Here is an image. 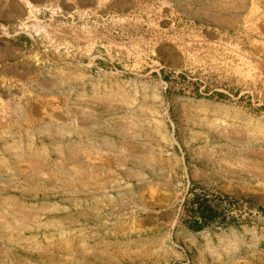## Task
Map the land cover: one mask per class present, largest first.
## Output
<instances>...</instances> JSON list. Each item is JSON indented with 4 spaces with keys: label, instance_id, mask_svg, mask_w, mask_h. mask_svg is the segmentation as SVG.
<instances>
[{
    "label": "rangeland",
    "instance_id": "rangeland-1",
    "mask_svg": "<svg viewBox=\"0 0 264 264\" xmlns=\"http://www.w3.org/2000/svg\"><path fill=\"white\" fill-rule=\"evenodd\" d=\"M0 264H264V0H0Z\"/></svg>",
    "mask_w": 264,
    "mask_h": 264
},
{
    "label": "trees",
    "instance_id": "trees-1",
    "mask_svg": "<svg viewBox=\"0 0 264 264\" xmlns=\"http://www.w3.org/2000/svg\"><path fill=\"white\" fill-rule=\"evenodd\" d=\"M199 217H201V218L204 217L203 213H201V214L199 215Z\"/></svg>",
    "mask_w": 264,
    "mask_h": 264
},
{
    "label": "bare ground",
    "instance_id": "bare-ground-1",
    "mask_svg": "<svg viewBox=\"0 0 264 264\" xmlns=\"http://www.w3.org/2000/svg\"><path fill=\"white\" fill-rule=\"evenodd\" d=\"M7 214V213H6ZM24 227V226H23ZM19 228V227H18ZM23 232V231H22Z\"/></svg>",
    "mask_w": 264,
    "mask_h": 264
}]
</instances>
